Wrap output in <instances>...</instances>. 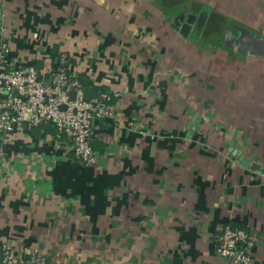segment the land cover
<instances>
[{
    "label": "crops",
    "instance_id": "1",
    "mask_svg": "<svg viewBox=\"0 0 264 264\" xmlns=\"http://www.w3.org/2000/svg\"><path fill=\"white\" fill-rule=\"evenodd\" d=\"M183 1L0 0L12 66L45 76L66 52L87 98L112 95L93 163L51 123L6 133L0 246L49 264H232L216 247L229 224L264 264V113L245 110L256 85L200 78L217 75L218 48L204 46L205 68L172 29Z\"/></svg>",
    "mask_w": 264,
    "mask_h": 264
},
{
    "label": "built area",
    "instance_id": "2",
    "mask_svg": "<svg viewBox=\"0 0 264 264\" xmlns=\"http://www.w3.org/2000/svg\"><path fill=\"white\" fill-rule=\"evenodd\" d=\"M3 31L0 25V161L4 137L16 124L26 122L36 127L48 122L53 124L56 136L68 140L80 162L93 163L96 159L91 143L93 123L95 118L111 114L112 95L100 92L87 98L78 75L70 69L66 52L58 54L56 65L45 76L34 69L15 68L9 61ZM250 239L246 229L226 224L216 236L217 252L232 264H251ZM0 264L49 263L46 256L35 249L16 251L1 245Z\"/></svg>",
    "mask_w": 264,
    "mask_h": 264
},
{
    "label": "flooded vegetation",
    "instance_id": "3",
    "mask_svg": "<svg viewBox=\"0 0 264 264\" xmlns=\"http://www.w3.org/2000/svg\"><path fill=\"white\" fill-rule=\"evenodd\" d=\"M173 4L170 25L187 46L193 45L197 53L201 52L205 68L208 67L205 61L208 56L204 54V46L212 45L218 48V52L213 53L218 59L214 70L218 77L223 73L233 76L235 73L231 69L238 62L245 64L244 72L257 73V66L249 64H252L251 60L264 61V33L241 23L239 18L214 10L203 1L184 0ZM223 50L230 54L224 55L220 52Z\"/></svg>",
    "mask_w": 264,
    "mask_h": 264
},
{
    "label": "rangeland",
    "instance_id": "4",
    "mask_svg": "<svg viewBox=\"0 0 264 264\" xmlns=\"http://www.w3.org/2000/svg\"><path fill=\"white\" fill-rule=\"evenodd\" d=\"M207 2L211 5L214 10L220 11L222 13L230 14L232 17L239 18L240 22L248 25L250 28L264 33V0H199ZM190 50L188 49V52ZM246 63V62H245ZM250 66H257V73H246L243 71V66L245 64L238 62L236 67L231 69L235 74L233 76L223 73L219 78L217 75L204 73L200 76L205 75V78H210L208 80L214 81L213 83H252L255 84L254 94H252L247 100V106L245 110L250 109L254 115V119L258 122L260 114L264 109L260 110L261 104L264 105V61H253ZM259 71V72H258ZM231 72V71H230ZM207 80V79H205ZM212 83V82H211ZM214 86V85H213ZM261 97V98H260ZM263 101V102H262ZM252 114V113H251Z\"/></svg>",
    "mask_w": 264,
    "mask_h": 264
},
{
    "label": "water",
    "instance_id": "5",
    "mask_svg": "<svg viewBox=\"0 0 264 264\" xmlns=\"http://www.w3.org/2000/svg\"><path fill=\"white\" fill-rule=\"evenodd\" d=\"M55 62H57V59L55 60ZM71 96H73V93L71 94ZM61 108H64V105H62L61 106ZM239 161H243V159L241 158V159H239ZM243 165H244V163H242ZM245 165H246V163H245ZM244 165V166H245ZM251 167L253 168V169H255V170H260V165H258V164H256V163H252L251 164Z\"/></svg>",
    "mask_w": 264,
    "mask_h": 264
},
{
    "label": "trees",
    "instance_id": "6",
    "mask_svg": "<svg viewBox=\"0 0 264 264\" xmlns=\"http://www.w3.org/2000/svg\"><path fill=\"white\" fill-rule=\"evenodd\" d=\"M55 65H56V63L53 64V66H55Z\"/></svg>",
    "mask_w": 264,
    "mask_h": 264
}]
</instances>
